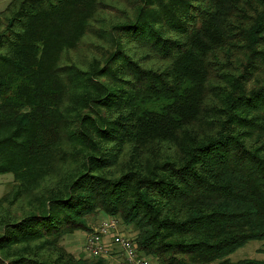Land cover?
I'll list each match as a JSON object with an SVG mask.
<instances>
[{
  "label": "trees",
  "instance_id": "1",
  "mask_svg": "<svg viewBox=\"0 0 264 264\" xmlns=\"http://www.w3.org/2000/svg\"><path fill=\"white\" fill-rule=\"evenodd\" d=\"M126 1L0 12V264H106L61 244L99 212L159 264H264L228 258L264 242V0Z\"/></svg>",
  "mask_w": 264,
  "mask_h": 264
},
{
  "label": "rangeland",
  "instance_id": "2",
  "mask_svg": "<svg viewBox=\"0 0 264 264\" xmlns=\"http://www.w3.org/2000/svg\"><path fill=\"white\" fill-rule=\"evenodd\" d=\"M125 2L127 3L126 0ZM125 2L123 3L124 6L126 5ZM114 14L116 16L119 15L118 12L113 11L111 15L113 16ZM12 184H13L12 174H0V197L11 189ZM106 222H114L116 225L114 230L113 229L109 230V234L111 232H116L125 235L132 241L137 252V257L146 259L148 261V264H159L154 258H152V256L145 255L142 251H140L137 248V244L135 242L137 239V232L134 230L132 226L122 223V221L119 218L109 216L101 212H99L94 217H91L89 219L88 225L89 228L91 229V232L77 231L72 235H68L64 237L61 244L69 253H71L77 259L78 258L84 260L100 259L104 261L106 264H134L133 262L130 263L125 258L127 257V255L126 253H124L123 250H121L116 246L111 245V241L109 238L107 240V245L110 247L107 254L103 257H91L84 250V244L86 239L89 237L88 235H90L91 233H96L98 231L100 233L103 223ZM259 250H264V242L249 241L244 246H242L241 248L237 249L234 253H232L228 258L231 262H236L243 259H254V260L264 261V252H261Z\"/></svg>",
  "mask_w": 264,
  "mask_h": 264
},
{
  "label": "built area",
  "instance_id": "3",
  "mask_svg": "<svg viewBox=\"0 0 264 264\" xmlns=\"http://www.w3.org/2000/svg\"><path fill=\"white\" fill-rule=\"evenodd\" d=\"M114 222H106L103 223L102 228L96 233H91L88 235L89 237L86 239L84 244V250L91 257H103L107 254L109 247L107 245L108 238L111 241V245L120 248L126 253L127 257H125L130 263L134 264H148L146 259L141 257H137L136 249L132 243V241L126 237L125 235L111 232L109 234V230L115 228Z\"/></svg>",
  "mask_w": 264,
  "mask_h": 264
},
{
  "label": "crops",
  "instance_id": "4",
  "mask_svg": "<svg viewBox=\"0 0 264 264\" xmlns=\"http://www.w3.org/2000/svg\"><path fill=\"white\" fill-rule=\"evenodd\" d=\"M10 2V0H0V11H2L3 9H5V7L7 6V4Z\"/></svg>",
  "mask_w": 264,
  "mask_h": 264
}]
</instances>
